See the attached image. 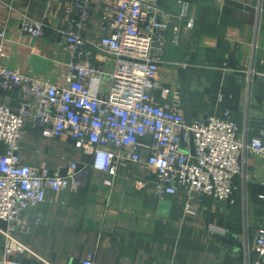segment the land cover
Wrapping results in <instances>:
<instances>
[{
  "label": "crops",
  "instance_id": "crops-1",
  "mask_svg": "<svg viewBox=\"0 0 264 264\" xmlns=\"http://www.w3.org/2000/svg\"><path fill=\"white\" fill-rule=\"evenodd\" d=\"M77 1L0 0V31L7 28L5 64L50 81L60 78L71 60L64 31L88 39L109 33L101 26L100 3L86 26L78 27ZM160 1L169 28L159 78L163 86L181 91L187 118L222 117L229 110L242 135L247 128H264V0H183L190 8L186 19L177 17L178 0ZM24 16L45 22V36L24 32ZM6 102L0 92V104ZM21 156L30 166L51 169L88 158L69 138H45L33 129L22 142ZM246 162L248 178L237 179L239 189L230 200L203 195L189 206L184 189L161 199L153 184L139 188L145 175L138 167L124 171L113 187L104 183L107 174L89 171L78 187L49 191L37 208L23 213L24 228L14 237L30 250L10 257L46 264L40 255L47 264H78L93 250L104 264L252 263L256 231L264 227V158L248 156ZM212 226L221 232H211ZM6 241L0 231V257L6 255Z\"/></svg>",
  "mask_w": 264,
  "mask_h": 264
},
{
  "label": "built area",
  "instance_id": "built-area-1",
  "mask_svg": "<svg viewBox=\"0 0 264 264\" xmlns=\"http://www.w3.org/2000/svg\"><path fill=\"white\" fill-rule=\"evenodd\" d=\"M96 3L102 4L101 26L109 33L88 39L64 31L71 60L55 81L8 67L7 28L0 31V92L7 98L0 104V231L7 240L0 264H30L10 257L30 250L14 237L24 228L23 213L37 208L49 191L78 187L89 171L107 174L104 183L113 187L124 171L138 167L145 175L139 188L153 184L161 199L184 189L189 206L203 195L230 200L239 189L237 179L248 178L247 157L264 158V128H247L242 135L229 110L222 117L189 119L181 91L162 85L169 21L160 0H78V27L86 26ZM178 6L177 17L188 18L189 4L178 0ZM20 26L37 38L46 34L47 24L28 16ZM179 34L176 29L175 42ZM30 129L45 138H69L88 158L55 169L30 166L21 156ZM251 248L257 259L245 263L264 264V227L257 229ZM78 264L104 263L92 250Z\"/></svg>",
  "mask_w": 264,
  "mask_h": 264
},
{
  "label": "water",
  "instance_id": "water-1",
  "mask_svg": "<svg viewBox=\"0 0 264 264\" xmlns=\"http://www.w3.org/2000/svg\"><path fill=\"white\" fill-rule=\"evenodd\" d=\"M191 149H192V153L194 154L195 150H194V144H193V139L192 138H191Z\"/></svg>",
  "mask_w": 264,
  "mask_h": 264
},
{
  "label": "trees",
  "instance_id": "trees-1",
  "mask_svg": "<svg viewBox=\"0 0 264 264\" xmlns=\"http://www.w3.org/2000/svg\"><path fill=\"white\" fill-rule=\"evenodd\" d=\"M2 224V223H1Z\"/></svg>",
  "mask_w": 264,
  "mask_h": 264
}]
</instances>
